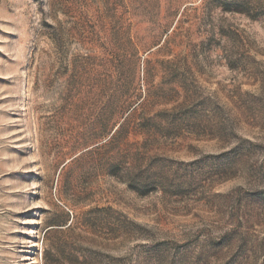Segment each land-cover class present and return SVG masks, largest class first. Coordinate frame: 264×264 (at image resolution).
I'll list each match as a JSON object with an SVG mask.
<instances>
[{
	"label": "rangeland",
	"instance_id": "obj_1",
	"mask_svg": "<svg viewBox=\"0 0 264 264\" xmlns=\"http://www.w3.org/2000/svg\"><path fill=\"white\" fill-rule=\"evenodd\" d=\"M201 1L0 0V264H264L263 10Z\"/></svg>",
	"mask_w": 264,
	"mask_h": 264
},
{
	"label": "trees",
	"instance_id": "obj_2",
	"mask_svg": "<svg viewBox=\"0 0 264 264\" xmlns=\"http://www.w3.org/2000/svg\"><path fill=\"white\" fill-rule=\"evenodd\" d=\"M203 1V0H202ZM201 1V2H202ZM226 2L230 7H233V10L236 12H243L247 14L248 16H252V14H257L261 13L263 10V15H264V0L256 2L255 0H226ZM142 103V101L138 102L136 106L132 107L126 117L124 118L123 122L127 119V117ZM122 125V123L119 125V127ZM114 135L113 133L110 137L105 139L106 141L103 143L105 145H109V143H112L114 140Z\"/></svg>",
	"mask_w": 264,
	"mask_h": 264
}]
</instances>
